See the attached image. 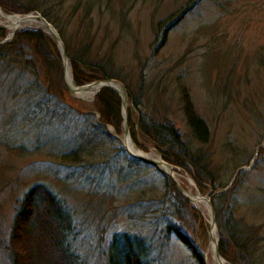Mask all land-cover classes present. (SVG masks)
<instances>
[{
	"label": "rangeland",
	"instance_id": "obj_1",
	"mask_svg": "<svg viewBox=\"0 0 264 264\" xmlns=\"http://www.w3.org/2000/svg\"><path fill=\"white\" fill-rule=\"evenodd\" d=\"M26 2L33 11H12L27 7ZM0 11L7 16L48 13L69 49L80 54L85 49L91 64H100L118 79L110 80L133 92L141 81L142 112L170 123L188 146L205 150L221 183L243 164L242 173L234 179L231 175L223 189L226 198L219 200L217 243L227 232L226 201L237 228H253L255 237H264V0H0ZM2 22L0 43H7L20 31L5 40L10 34ZM19 44L31 46L23 50L21 63H0V264H12L8 242L14 214L35 184H44L72 212V250L80 264H107L109 240L122 231L146 237L159 264H210L205 256L211 241L208 216L180 195L166 175L126 160L117 138L122 134L100 122L94 98L71 96L61 65L59 77L41 64L32 43ZM79 72L83 78L99 76L85 67ZM93 81L101 80L86 84ZM41 89L49 92V100L67 106L58 120L41 113ZM183 91L207 125L208 145L190 137L181 111ZM126 110L133 128L132 138L126 120L130 140L162 160L160 151L137 130L139 116L127 94ZM90 115L103 128L99 137L104 140L105 132L113 140H94V153L85 158L95 167L92 178L100 180L86 179L77 164L61 157ZM165 163L182 190L207 197L210 186L193 179L188 163ZM125 167H131L130 173H124ZM223 260L237 262L232 256Z\"/></svg>",
	"mask_w": 264,
	"mask_h": 264
},
{
	"label": "trees",
	"instance_id": "obj_2",
	"mask_svg": "<svg viewBox=\"0 0 264 264\" xmlns=\"http://www.w3.org/2000/svg\"><path fill=\"white\" fill-rule=\"evenodd\" d=\"M26 3L27 7L24 5L21 9L14 8L12 11L20 13L33 11L34 7L30 2ZM40 16L55 29L69 64L71 80L76 86L84 85L92 80L114 79L118 81L109 69L98 66L100 64H97V66L91 64L88 61L89 58L85 49L82 50L81 54L71 51L67 42L63 39L62 32L52 23L48 13H42ZM3 37L4 33L0 29V40ZM20 42L32 43L33 47L39 51L41 64L48 71H57L59 77H61L60 61L54 42L40 31L24 30L16 32L11 41L0 44L1 64L9 66L18 63L17 60L23 57V50L31 47L21 46ZM21 61L22 59L20 63ZM79 67L89 68L90 71L99 74V76L83 78L79 72ZM121 84L127 94L128 103L138 113L137 130L160 151L163 161L173 165L188 163L192 168L193 179L196 182L207 183L210 186L207 196H210L209 202L213 218L215 219L214 222L218 220L220 215L219 200L226 198V194L222 191L227 186L231 175L234 179L237 174L242 173L239 170L234 175V172L244 165H236L224 183H221L216 171L211 170L209 155L205 150L188 146L170 123L165 120L152 119L142 112L141 106L143 105L144 107V87L141 81L137 85L136 92L130 90L122 82ZM41 93V97H45L41 98V113L51 121L54 118L58 120L59 116L57 114L67 111V106L59 99L51 98L49 100V92L47 90L41 89ZM93 98V106L99 114L100 122L111 126L117 134H120L119 97L112 90L102 88ZM181 101V111L190 137L197 144L208 145L211 138L210 132L205 122L196 115L185 91L182 92ZM126 120L132 137L133 128L130 126L128 110H126ZM81 124L83 125L81 131L77 132L71 140L72 147L62 153L61 157L64 161L67 160L77 164V171L84 172L85 178L90 179L94 175L92 170L94 171L95 167H91V162H88L85 158L87 156L92 157V153H94L95 147H91V144L97 139L99 142L105 141L108 143H113V140L105 132L102 133L104 140L101 136L99 137V131L102 132L103 128L101 129L99 123L93 121L91 115L85 116ZM124 155L125 159L129 160L131 164L138 165L142 169L147 167V164L132 159L126 154ZM129 161L127 162L129 163ZM131 167L129 169L125 167L124 173H130ZM92 179L100 180L99 177ZM218 191L220 192L217 193ZM153 202H156V199ZM225 209H228V216L225 219L227 232L225 236L219 237L217 243L219 255L225 259L228 256H232L237 260L236 264H240V262L243 264H264V255H260L264 237H255L253 228L251 230L246 226L242 229L237 228L231 219V212L233 211L227 201ZM245 229L249 230V232H246ZM168 230L169 228H167ZM73 238L72 212L67 208L63 200L44 184H35L29 187L18 203L9 234L8 251L11 263L80 264L77 255L72 250ZM146 239L143 235L135 232L122 231L114 233L108 244L107 264H159L158 260L152 257V248ZM198 264H202V262L198 261Z\"/></svg>",
	"mask_w": 264,
	"mask_h": 264
},
{
	"label": "bare ground",
	"instance_id": "obj_3",
	"mask_svg": "<svg viewBox=\"0 0 264 264\" xmlns=\"http://www.w3.org/2000/svg\"><path fill=\"white\" fill-rule=\"evenodd\" d=\"M0 19L4 20V22H2V25L8 30L10 35H12L17 30H21L24 28H31V27L39 29L44 33H48L49 31H50V33L52 32V30H49L48 28H46V26L44 25V23L40 19L36 18L32 14L31 15H22V16H18V15L17 16H7L0 11ZM63 65H64L65 79H66L65 82L67 83V85H70L68 66L66 64H63ZM120 85L116 82H110V87L112 89H114L118 94L122 93V89H121ZM97 92H99V90L97 91L96 87L91 86V87L85 88L84 90H81L75 96L77 98L88 101V100L92 99L96 95ZM117 138H119L118 140L121 142L123 147L129 153H131L133 155H137V156L143 157V158L148 159V160H159L160 159L155 154V152L154 153L153 152L145 153V152H142L141 150H139L131 141L132 139L130 140L129 136L120 135ZM159 168L163 173H166L171 178H173L175 180V182L179 185V181L177 179V175L175 174V172H173V171L170 172L169 168L167 166H165L164 164H160ZM189 183H190V185H192L191 181ZM182 191H183V196L189 200V202L192 204V206L194 208L203 212V214L205 216H208V218H209L208 224H210L209 208H208L207 203L203 199V197L197 191L193 192L190 189H187V190L184 189ZM210 229H211V241H210L209 246L206 249L205 256H206V258H208V261L210 262V264H226V262L217 259L215 254H214L215 241H216V237H217L216 232H215L216 229L214 227L210 228Z\"/></svg>",
	"mask_w": 264,
	"mask_h": 264
},
{
	"label": "water",
	"instance_id": "obj_4",
	"mask_svg": "<svg viewBox=\"0 0 264 264\" xmlns=\"http://www.w3.org/2000/svg\"><path fill=\"white\" fill-rule=\"evenodd\" d=\"M23 15H31V13L23 14ZM33 16H35L36 18L40 19L44 23V25L46 26V28H48L49 30H52L51 33H50V31L48 33H44V32L43 33L46 34V36H48L51 39H53V41L55 42V48L57 50V53H58V56H59V60H60V65L62 67V74H64V65L63 64H66L68 66V70H69V64H68L67 58H66L65 53H64L63 45H62V43H61V41H60L57 33L51 27V25L49 23H47L45 21V19L42 18L40 15H33ZM0 28L3 29V27H1V26H0ZM21 30H23V29H21ZM21 30H19V31H21ZM36 30H38V29H36ZM39 31H41V30H39ZM11 36L12 35H10V36L7 35L6 38H5V40L11 38ZM2 43H0V44H2ZM68 74H69V78H70V85H67L66 84V88H67L69 94L71 96H73V97H76L75 95L78 92H80L81 90H84L85 88L91 87V86L92 87H96L97 88V91L100 90V89H102V88H108V89L112 90L119 97V100H120V115H121V133L120 134H122L124 136H129L128 128H127V125H126V111H125V108H126V93H125L124 88L118 82H116L114 80H110V79H105V80H101V81H93V82H91L89 84H85V85H81V86H76L72 82V80H71L70 71L68 72ZM110 82H116V83H118L121 86L122 93L121 94H118L114 89H112L110 87ZM122 149L127 153V155L130 158L135 159L137 161H140L142 163L151 165L156 170H158L160 173L166 175L171 180V182H172L173 186L175 187L176 191L180 195L183 196V191H182L181 187L175 182V180L173 178H171L166 173H163L160 170V168H159V165L160 164H164L165 166H167L169 168L170 172H172V167L170 165L166 164L165 162H163L160 159L159 160H148V159H145L143 157H140V156H137V155H133V154L129 153L123 146H122ZM238 170H242V169L239 168ZM220 191H218L217 193H219ZM203 199L205 200V202L207 203L208 208H209V213H210V224H209V228H213V227L215 228V226H214L215 224H214L213 213H212L211 206H210V202H209L210 196L203 197ZM214 254H215V256H216L217 259H219L221 261H224L223 258L219 255L218 250H217V237H216V241H215Z\"/></svg>",
	"mask_w": 264,
	"mask_h": 264
}]
</instances>
